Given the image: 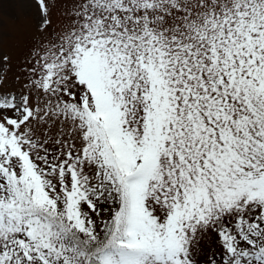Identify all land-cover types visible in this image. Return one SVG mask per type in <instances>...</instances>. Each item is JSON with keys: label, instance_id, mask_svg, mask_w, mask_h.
Listing matches in <instances>:
<instances>
[{"label": "snow or ice", "instance_id": "6c2138e0", "mask_svg": "<svg viewBox=\"0 0 264 264\" xmlns=\"http://www.w3.org/2000/svg\"><path fill=\"white\" fill-rule=\"evenodd\" d=\"M18 2L0 264H264V0Z\"/></svg>", "mask_w": 264, "mask_h": 264}, {"label": "rangeland", "instance_id": "374dc122", "mask_svg": "<svg viewBox=\"0 0 264 264\" xmlns=\"http://www.w3.org/2000/svg\"><path fill=\"white\" fill-rule=\"evenodd\" d=\"M0 18L3 19L6 33L4 51L10 56L9 82L18 72V65L26 51V43L34 35L31 25V12L18 0H2Z\"/></svg>", "mask_w": 264, "mask_h": 264}]
</instances>
